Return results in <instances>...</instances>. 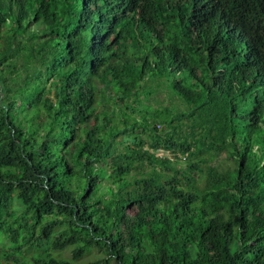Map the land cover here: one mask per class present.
I'll return each mask as SVG.
<instances>
[{"label": "trees", "instance_id": "1", "mask_svg": "<svg viewBox=\"0 0 264 264\" xmlns=\"http://www.w3.org/2000/svg\"><path fill=\"white\" fill-rule=\"evenodd\" d=\"M111 261L264 264V0H0V264Z\"/></svg>", "mask_w": 264, "mask_h": 264}, {"label": "rangeland", "instance_id": "2", "mask_svg": "<svg viewBox=\"0 0 264 264\" xmlns=\"http://www.w3.org/2000/svg\"><path fill=\"white\" fill-rule=\"evenodd\" d=\"M165 154V153H164ZM163 152H160L159 155L163 156L164 155ZM101 255V252L98 248L94 247L90 253H88L83 259L84 261L87 263L89 262H94L97 257H99ZM56 257H63V258H71V250L67 249L64 252H58L55 253ZM110 264H117L115 261H111Z\"/></svg>", "mask_w": 264, "mask_h": 264}]
</instances>
